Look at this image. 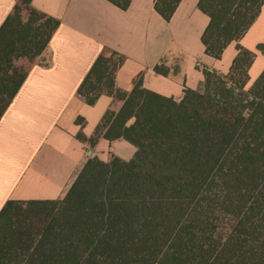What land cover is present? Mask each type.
<instances>
[{
  "label": "trees",
  "instance_id": "16d2710c",
  "mask_svg": "<svg viewBox=\"0 0 264 264\" xmlns=\"http://www.w3.org/2000/svg\"><path fill=\"white\" fill-rule=\"evenodd\" d=\"M180 1L154 0V10L169 21ZM263 3L198 1L205 54L219 60L232 42L237 54L226 73L202 69L201 86L179 100L143 88L140 76L130 92L116 90L125 59L103 49L76 95L121 107L88 141L123 139L134 156L88 159L61 200L6 202L0 264H264V70L248 86L255 53L238 44ZM30 4L19 0L0 27V119L60 25Z\"/></svg>",
  "mask_w": 264,
  "mask_h": 264
},
{
  "label": "crops",
  "instance_id": "0c3cea01",
  "mask_svg": "<svg viewBox=\"0 0 264 264\" xmlns=\"http://www.w3.org/2000/svg\"><path fill=\"white\" fill-rule=\"evenodd\" d=\"M198 1L181 0L165 21L154 10V0H131L126 10L107 0H31L32 8L60 25L0 119V211L8 201L61 200L88 159L107 163L134 156L135 148L123 139L88 141L103 115L121 107L107 95L92 106L76 95L103 49L125 59L115 74V89L122 92H130L140 76L143 88L179 100L184 88L201 86L202 69L228 71L236 42L219 60L205 54L201 35L209 19ZM18 2L0 0V27ZM238 44L255 53L250 86L264 70V55L257 50L264 45V3ZM157 65L168 74H155ZM79 132L85 142L77 138Z\"/></svg>",
  "mask_w": 264,
  "mask_h": 264
}]
</instances>
